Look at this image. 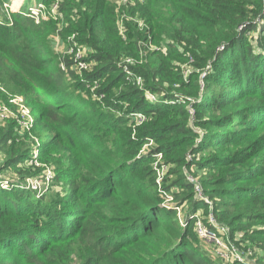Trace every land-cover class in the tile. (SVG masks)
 Instances as JSON below:
<instances>
[{
  "label": "trees",
  "instance_id": "16d2710c",
  "mask_svg": "<svg viewBox=\"0 0 264 264\" xmlns=\"http://www.w3.org/2000/svg\"><path fill=\"white\" fill-rule=\"evenodd\" d=\"M75 7L63 3L61 10L71 14L66 31L90 49L84 58L90 69L82 77L68 57L64 70L37 56L51 51L33 18L12 13L13 28L0 32V81L17 69L38 96L32 103L38 161L51 164L60 142L77 154L68 177L57 170L70 196L51 210H39L28 191L17 194L0 183V264H69L85 246L79 236L97 207L116 219L108 242L123 239L128 251L124 258L110 252V263L224 264L201 243L196 219L207 210L230 226L232 239L236 224L264 225V184L258 183L264 177V0H137L124 8L131 19L123 21L125 31L108 0H82L79 12ZM57 29L46 28L44 35ZM32 34L39 44L24 47ZM155 44L159 48L144 55ZM190 57L195 69L186 78L179 62ZM128 59L134 60L130 73ZM138 77L143 87L134 84ZM139 115L146 117L140 124ZM83 127L88 131L81 135ZM12 132L0 129V150L12 152L5 170L23 162L22 152L30 154L26 142L13 144ZM150 143L155 146L142 153ZM159 156L170 166L161 184L153 165ZM213 171L218 188L205 189L208 203L197 199L186 172ZM168 197L175 206L164 207ZM183 207L186 227L176 210ZM70 208L76 210L69 220ZM262 227L240 229L253 249L264 250Z\"/></svg>",
  "mask_w": 264,
  "mask_h": 264
},
{
  "label": "rangeland",
  "instance_id": "374dc122",
  "mask_svg": "<svg viewBox=\"0 0 264 264\" xmlns=\"http://www.w3.org/2000/svg\"><path fill=\"white\" fill-rule=\"evenodd\" d=\"M137 0H108V3L111 7L116 9L117 15L121 14L120 26L123 31H125V26L123 21L129 18L124 8L129 6V4H135ZM30 2V3H28ZM67 4V8L71 9L75 7V11L79 12L82 4V0H0V32L3 34L6 31H9L13 28V17L14 14H22L25 17H30L35 21V24L39 27L37 31L41 38L47 39L45 46L48 45L50 48L51 54H36L38 57H47L50 60H53L54 66H66L64 63V58L68 57L73 61H77L78 56L83 59L88 56L90 49L81 43H79L78 34H71L66 31L69 28L68 24V16H71L70 12L66 9L61 10L62 4ZM30 5L29 12H23L22 8H26L27 5ZM85 10V8H83ZM121 12V13H120ZM33 15L34 17H31ZM44 23L45 26L43 25ZM47 25V26H46ZM58 27L57 30H54L52 34H45L46 28H55ZM30 29H23L25 34L27 35ZM264 30V29H263ZM257 34H254V36ZM36 35H28L26 41L24 43V47H31L34 44H39L38 37ZM35 47V46H33ZM36 48V47H35ZM45 48V47H44ZM159 48L156 44L150 46L144 55H147L150 51L156 50ZM19 49V48H18ZM43 47L40 46V50ZM29 54L30 60L35 58V55L32 52H29L28 49L26 51ZM182 67L183 74L188 77L191 71L195 69V61L190 57L188 60L184 62H179ZM90 65V63L87 62ZM63 69V67H62ZM72 69L77 72V75L81 76L85 74V71L89 70H80L77 66V63L72 65ZM13 72L4 74L3 81H0V129L7 130V128L11 127L13 130L12 135L14 138L13 144L17 146H21L24 142L27 143L30 154L27 152L24 153L25 159L22 163L18 165L17 168L12 170H5L2 167L3 162L10 156H12V152H10V147H7L5 150H0V183L3 188L8 189L13 192H18V189L28 191L31 197H34L30 202L35 203L33 200L38 201L39 210H51L52 206L58 204V202L66 200L69 198L70 193L69 189H66L63 184L58 183V177L62 176L68 177L73 170V165L77 162V154L76 151L72 148V146L67 143H61L57 146L56 155L49 156V160L52 161L49 163H40L38 161L39 154V146H36L38 140L33 135V126L35 121V116L37 114V109L34 107L33 101H38V96L36 95V91L33 90L29 81L19 73L17 69H11ZM201 86L205 87L204 74L200 76ZM93 91V89H91ZM94 92V91H93ZM12 97L18 98V103L15 106H9L8 100ZM53 112V110H51ZM85 114V112H84ZM53 127L49 128V133H53ZM87 128L83 127L79 129V133L86 134ZM91 133V132H90ZM92 139V135H88ZM52 137V136H51ZM94 139V136H93ZM51 140V139H49ZM36 142V143H34ZM86 142V141H85ZM11 144V143H10ZM110 148L112 145L108 143ZM155 143H150L145 146L142 150L146 152L148 149L153 148ZM18 147V148H19ZM25 150V149H24ZM23 150V151H24ZM232 150L228 151L231 152ZM60 162L65 160L62 165H59L57 161ZM264 160V159H263ZM74 161V162H73ZM154 167L159 169H163L165 175L167 174L170 166L167 165L163 157H159L154 161ZM60 168V169H58ZM236 169V168H234ZM57 170H60V175L56 176ZM164 175V176H165ZM219 172L213 171L212 173H198L196 178H199L200 182L211 180V183L203 184L204 190L216 189L215 179L218 178ZM195 177V176H194ZM129 179L126 180L128 182ZM214 182V183H213ZM258 183L264 184V177L258 181ZM17 194H20L19 192ZM166 202V201H165ZM168 202V203H167ZM164 207H167L168 204L175 206L172 202H175L173 198H169ZM212 207L213 204L210 203ZM72 210H76L75 208H70L67 211L66 215L69 220L71 215L73 214ZM178 211V217L180 221V225L185 221V213L186 207L180 208ZM213 211V207L211 209ZM237 213V212H235ZM211 218H214L212 214H209L207 210H201L197 214L196 224L197 222H201L203 226L209 228L213 226L210 223ZM116 219L112 217V212L109 209H105L104 207H97L89 216L87 221H85V227H82L80 233V241L84 242V247L79 249L78 252L74 253L71 257V261L69 264H86L84 259H89L88 264H118V263H110L109 259H107V255L110 252H113L119 256L118 258H124V255L128 254V251L125 248H122L120 245L122 244L121 240L123 239H111V242L108 240L111 238V232L113 231L112 225ZM75 222V220H74ZM214 222L220 225H225L231 231L229 225L219 223L215 218ZM69 223V222H68ZM66 223V229L69 228V224ZM211 225V226H210ZM82 226V225H81ZM262 227L259 223L248 224H236L233 226L234 228V239L235 241H239L240 245L238 248L244 255L248 252L249 249L252 251V255L247 256L245 263L243 264H264V250L261 249H253L251 246L252 239L246 237V232H242L240 229L256 231ZM264 227V225H263ZM262 227V228H263ZM84 229V230H83ZM246 238V239H244ZM244 242V243H243ZM205 245V249L210 253H216L213 251V248L205 242H201ZM218 257V256H217ZM219 258V257H218ZM222 260V259H221ZM224 264H239L232 261H224Z\"/></svg>",
  "mask_w": 264,
  "mask_h": 264
},
{
  "label": "built area",
  "instance_id": "2783aa9c",
  "mask_svg": "<svg viewBox=\"0 0 264 264\" xmlns=\"http://www.w3.org/2000/svg\"><path fill=\"white\" fill-rule=\"evenodd\" d=\"M132 59H128L125 62V71L127 73H130L128 71V66L133 64ZM77 63V66L80 70H87L90 69V65L87 64V62L80 56H78L77 61L75 62ZM63 69L65 70V66H62ZM136 85H138L139 87H143V81L141 78H137L135 83ZM148 94V98L150 99V101L152 102H157L158 101V96L156 95H152L150 93ZM11 103L13 104H17L18 103V98H14L11 100ZM139 124L144 122L146 120V117L143 115H139L137 117ZM162 157V156H159ZM158 157V158H159ZM157 174H158V184H161L163 178H164V171L162 172L163 169H159L157 167H154ZM187 174V178L188 180L194 184L195 186V192H196V197L199 200L202 201H206L209 203V200L205 194V190L203 188L202 183L200 182L199 178L194 177L192 174H189L188 172H186ZM169 198L172 197H168L166 202L169 200ZM174 199V198H173ZM165 202V204H166ZM168 203V202H167ZM173 203V202H172ZM168 206H173L170 204H168ZM178 210L180 208H177ZM182 222V226L186 227V222ZM210 223L213 224V226L207 228L205 226L202 225L201 222H197L196 224V232L198 235V238L202 241L207 243V245L211 246L213 248V251L216 253V255L224 260V261H232L235 263H239V264H243L245 263L247 256L252 255V251L251 249L248 250V252L244 255V253H242L240 251V249L238 248V245L233 242L232 238H231V231L228 229L227 226L225 225H220L214 222V218H211Z\"/></svg>",
  "mask_w": 264,
  "mask_h": 264
}]
</instances>
